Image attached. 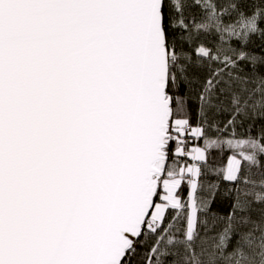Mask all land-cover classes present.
Instances as JSON below:
<instances>
[{
  "label": "snow or ice",
  "instance_id": "6c2138e0",
  "mask_svg": "<svg viewBox=\"0 0 264 264\" xmlns=\"http://www.w3.org/2000/svg\"><path fill=\"white\" fill-rule=\"evenodd\" d=\"M0 264H264V0H0Z\"/></svg>",
  "mask_w": 264,
  "mask_h": 264
}]
</instances>
